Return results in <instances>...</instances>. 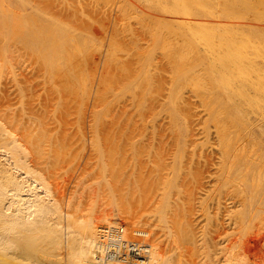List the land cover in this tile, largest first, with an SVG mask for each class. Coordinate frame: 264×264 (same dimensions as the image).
I'll return each instance as SVG.
<instances>
[{"label":"bare ground","instance_id":"1","mask_svg":"<svg viewBox=\"0 0 264 264\" xmlns=\"http://www.w3.org/2000/svg\"><path fill=\"white\" fill-rule=\"evenodd\" d=\"M35 1H37V0H35ZM35 1L33 0V2H32V0H0V66H5V68H7V71L5 70L6 72L4 73V75H6V73L7 74L10 73V75H9L10 80L4 79L5 82L0 81V95L2 97H5L6 100H9L8 96L11 97L13 95H15V96L18 95V97H20V98L24 97V96L28 97V94L30 92H33L34 91L33 89H35L38 85L41 84V82L39 81L40 84H38V85L34 84V85H36V86H34L35 88L33 87V84H32V87H30L31 83L29 80L33 79V77L31 76V79H30V77L28 78L27 75H29L28 73L34 72V70H32L31 72L29 71L27 73L26 67H28V65L27 66L25 65V62L26 61L30 62V60L34 61L33 63H35L37 65V67H36L37 69L34 68L35 67L34 65H33L32 69L34 68L36 71L38 70L39 73L41 71L42 72L44 71L45 75L48 74L50 77H52V76L55 77L58 75V78H59V75L61 77L65 76L67 82H69V83L70 82L72 83L75 80L74 85L77 84V88H75V89H77V92H78V84L81 86L80 90L82 88L84 90H86V84H87V77H85L86 73L83 74L84 73V69H83V73L81 72V74H79L80 70L76 65H77L78 61L84 60L83 56L86 55V51L91 47L90 46L91 44L95 45L96 41L90 39L89 37L88 38L85 37V35H83V33L81 32V31L85 32L84 29H86V30L88 29V26L86 25V23H84V21L89 23V21L85 20L89 17L85 18L84 16L81 15V17L85 18V19H83V18H81V19L84 20V21L83 20L82 21H83L84 25L87 26V28H86V26L82 27L83 25L81 26V24L78 23L79 26H81V28H82V29H79V27H76V24L71 23V21L74 20V17H77V15H78L77 14L78 11L75 12V9L77 10L78 7L81 8V6L89 4L90 6H92L94 13L92 10H88V8L92 9L89 6H87V10H85L84 9L85 7H83V12L88 13L90 11L91 14L93 13V15H95V22H98V21H101L100 19L102 18V16L99 13L103 14L105 12L104 10H106V9H108V10L110 9V13H112L111 11H113V9H115V7H116L117 8L116 11L119 13H122V15H123V13L133 15V18L136 20V22H141L142 25L144 24V26L147 27L146 30L151 28V30L153 32L154 31L153 29H155V31L153 32V34L155 35L154 36L155 39L152 38V40L153 39L155 40V43L158 46H160V49L168 52L167 55H169V56L171 55V57H169V58H171L173 61V62H171L172 63L171 69H172V73L174 75L173 79H175V81L174 80L173 81L176 82L172 88H169L170 93H171V98H172L171 100H169L170 102L172 101L171 105L173 104L175 106L176 102L183 100L182 97H184V96L186 97L187 92L185 93V91H184V93H185L184 96L181 97V90L183 89L182 86L184 84L188 85V88L191 86L190 90H192L194 92V95H197L196 93H200L203 95V93H206V92L207 93L211 92V94H212V91L215 90V92H216V89H217V90L221 91L222 93L226 94V96H228L230 101H232L235 104L236 111H231V109L227 105L222 103L221 97H220V99H218V97H216V94L211 95L208 98V101H206L207 106H204V104H203L204 101L202 102L203 96H201L200 94H198L197 96H199L198 99L202 98L201 103L204 106V108H202V110L203 109L205 110V107H208L206 110H208L209 112L203 111V113L204 114L209 113L207 115H210L212 117V119H214L217 122L218 126L222 130H225V135H226V133L228 135L227 124L230 122L231 124L234 123L236 125L237 123H235L234 121H251L250 125L247 127L248 128L247 131L253 132L252 131L253 129H259L262 131V132L260 131L261 134L262 133L264 134V122H263L264 121V102L261 99L251 95V93L249 91V88H252L254 86H256L257 90L259 88H261L264 91V88H263L264 82H261L264 80L263 79L264 67L260 66V64H261L260 62L264 61V24H263L264 23V15H263L264 12L261 11L262 8L264 10V2H262L260 0H88V3H87V1H85V0H77L78 4H80L81 6L77 4L78 5V7H77L76 4L74 3L75 7H77V8H75L69 4L71 2L70 0H69L70 2L68 0H63L65 2V3L63 2L64 6H66V5L67 6L65 9L66 11H64V12H61L63 10L61 8L62 9L60 11L61 16H63V14L65 12H67V9L69 10L67 12L68 14L65 13L66 15H68L66 17V19H63V17L60 18V12L57 13L58 10H56L55 14H52V12H51L52 10L51 11H50V9L48 10L47 6L45 7L44 5H42L43 4L42 2L40 4V3H34ZM38 2H40V0H38ZM47 2H45V3H47ZM138 2L141 3L142 6H141V4H138ZM53 6H55V4ZM142 7H145L146 9L147 8L148 9L146 10L144 8L145 9L144 10V9H142ZM57 8H58V5H57ZM78 10H80V9H78ZM139 10H141L143 13L146 14V15L145 14L142 15V13H141L142 19H139L137 17V16H139L138 13H140ZM86 11H88V12H86ZM90 12H89V14H90ZM147 13L149 16L147 15ZM97 14H99L101 16V18L99 16H97ZM107 14H109V12H107ZM113 14H115V13H113ZM107 16H103V17H107ZM143 16H147V18L143 19L144 18ZM108 17H107V24H108L109 20H110L109 22H112L113 20H114V23L119 22L118 16H116V18L118 19L117 21L115 19H113L115 17H112V19L108 18ZM125 17H127V16H125ZM93 19H94V17H93ZM77 20H80V19L77 18ZM77 20H76V22H77ZM257 21H259L260 24H258L259 22H257ZM76 22H74V23H76ZM104 22L106 23L105 20H104ZM119 23L115 24V26L117 25L116 26L117 29L115 27H113L114 30H118V26H120ZM141 23L139 25H141ZM93 24H95V23H93ZM101 24H100L99 28H101V26H102ZM122 24H124V23H122ZM139 25H138V29H139V27H141ZM156 25H157V27H156ZM109 26L110 25H108L107 27H109ZM144 26H142V27H144ZM154 26L156 28H154ZM90 27H91V25L89 26V28ZM107 27L105 26V29H108ZM145 27H144V29H145ZM92 28H93V26H92ZM92 28H91V31H92ZM123 28H122V30H123ZM113 29H112V32H113ZM144 29L142 31L143 34L145 31ZM156 29L158 30V32H156ZM89 30H88V32H89ZM99 30L101 31V29H99ZM108 30L106 32L110 33V31H108ZM141 30H142V28H141ZM91 31L89 32V34H91ZM102 31H105V30L103 29ZM101 32L99 33V35L100 34L103 35V32L102 33ZM114 32H116L115 35L117 37L118 36L117 31H114ZM132 32H134L133 29L131 30V33ZM152 32H151V34H152ZM92 33H94V32L92 31ZM97 33H98V31H97ZM125 33L127 35V32H125ZM137 33H138V31H136V34L132 33L131 36L133 37V36L137 35ZM104 34H105V32H104ZM112 34L113 33H111V35ZM145 34L147 35L148 33H145ZM149 34H150V32H149ZM106 35H108V33ZM119 35L123 36L122 33ZM126 35H125V37L127 38ZM144 36H143V38H144ZM129 37H130V35H129ZM140 37H141V35H140ZM148 37H150V36H148ZM148 37H145V38L147 39ZM99 38H101V36ZM111 38H114V37H110V39ZM108 39H109V35H108ZM128 39H126V41ZM130 39H131V37H130ZM130 39H129V41L131 42V40H132V42H133V39H135V38L133 37V39H131V40ZM139 39H142V38H139ZM146 39L144 41L142 40V42H144V44H146V41H147V43H149V42L151 43V41L148 42V40H146ZM123 40H124V38H123ZM123 40H120L119 44L122 43L121 41H123ZM154 40L152 41V43H154ZM101 41H102V39H101ZM101 41H100V43H101ZM118 41H119V39H118ZM135 41H136V39H135ZM124 42H125V40H124ZM123 45H126V44L123 43ZM130 45H128V46L131 48L132 46H130ZM97 46H99V45H97ZM100 46L102 47V43ZM152 46L154 47L153 44H152ZM158 46H156V47H158ZM111 47H109V48H111ZM137 47L139 48L140 46H137ZM120 48L124 49L123 47H120ZM144 48H145V46H144ZM93 49H95V46ZM102 49H103V47H102ZM102 49H100V51H102ZM114 49H116V48H114ZM137 49H135V50H137ZM141 49H139L137 51H141ZM107 50H106L107 51L106 53H108L110 49H107ZM151 50H153V48ZM151 50H150V46H149V49L146 50V52L143 50L145 52L144 55H143V53H142V55H140L144 58L142 60V66L143 67L140 65L142 67V69L141 70L139 69V72L141 71V73L138 74V76H136L135 82H132V83H134L132 85V87L130 86L129 83L127 84V86H125L126 90L130 91L131 93L132 92L134 93L133 88L135 90L136 89L140 90L141 86L149 85L154 80V78H152V77H154L153 74L155 72L152 73L153 69L151 71V69H149V67L152 66V64H154V61H156V59H157L156 57H158L160 54L157 52L159 55L154 57L156 59L153 60L154 55L152 57L150 56V53H152ZM100 51H98V52H100ZM123 52L127 53L126 50H123ZM128 53L130 54L132 52H129V50H128ZM128 53L125 56H127V55L129 56ZM153 54H156V51ZM90 55L91 54H89V56ZM104 55H106V57L108 56L107 54H103V56ZM252 55H254V56H252ZM81 56L83 58L82 60L80 58ZM86 56H88V55H86ZM100 56L101 55H99V59H100ZM113 56L114 55L109 57V59H110L109 64L105 63V66L106 65H112L113 63L116 62V61L114 62V58H112ZM116 56H118V55H115V57ZM119 56H120V54H119ZM142 57H140V58L142 59ZM103 58H102V60H103ZM159 58H160V56H159ZM85 59H86V57H85ZM89 59H91V58L89 57ZM93 59H94V57H93ZM118 59H120V58H118ZM137 60H139V58H137ZM160 60L158 61L159 63H161V61H162V60L161 61ZM93 61L90 60V63L96 64V62L95 61L93 62ZM104 61L106 62L105 59H104ZM119 61L117 60V62H119ZM123 62H125V61H123ZM123 62L122 61L119 62L120 66ZM107 63H108V61H107ZM79 64L81 65L80 62H79ZM87 64H89V63L86 61V65ZM124 64L125 63H123V65ZM127 64H125L124 66L126 67ZM155 64H158V63L155 62ZM91 66L93 67V65H91ZM91 66H86L88 71H90ZM99 66H101V65H99ZM116 66L117 65H115V67ZM120 66H119L118 70L120 69ZM83 67L86 68L84 65H83ZM83 67H80V69ZM95 67H97L96 69L98 70V64H97V66L95 65ZM144 67H146V68H144ZM164 67H165V65L163 64V67L162 68L160 67V69H163V71H164L165 70ZM166 67H167V65H166ZM106 68H107V66H106ZM113 68H114L113 66H108V69H106L107 70L105 72L106 78H105V82L103 84V85H105L104 88L106 89V91H108L109 96L112 97V100L115 99L113 94H116L118 92V88H117L118 86L116 87L115 86L116 84L115 85L113 84V81H112L113 78H111V75H110L111 73H113L112 72ZM150 68H152V67H150ZM0 69H2V68L0 67ZM94 69L95 68L93 67V69H91V70L93 71ZM96 69H95V71H97ZM126 69H127V67H126ZM155 69H156V67H155ZM157 69H158L157 71L159 72V67ZM92 71H90V72H92ZM95 71H93V73H90V72L88 73V74H91L89 76L90 79H91L92 74H95ZM115 71H114V73H115V75H117V72H119V71H117V70H115ZM37 72L34 75H38ZM124 72H125V69H124ZM99 73H100V71H99ZM31 74H33V73H31ZM101 74H103V72ZM124 74H126V73H124ZM160 74H162V73H160ZM164 74H166V73H163V76H164ZM245 74H256V75L260 74V75H258V77H261L262 75L263 76H262L261 80L259 78H258L259 80L256 78H253V80H252V79L245 78L244 77ZM95 75L93 76L94 78H95ZM0 76H2L1 71H0ZM130 76H131V73H130ZM167 76L165 79L166 81H168ZM70 77H71V80H70ZM121 78H122V76H121ZM160 78L163 79V78H165V76L163 78L159 77V79ZM2 79L3 78H1V80ZM54 79H53V82H54ZM63 79H65V78H63ZM63 79H61V80H63ZM102 79L103 78H101L100 80H102ZM159 79H158V84L162 85L161 83H163V81H161V83H159V81L161 80V79L160 80ZM130 80L133 81L134 79L132 80V78H130ZM165 80H164V83L166 82ZM127 81L131 82V81H129V79ZM31 82L35 83L34 80ZM47 82H49V81H47ZM101 82L103 83V80ZM153 82H155V81H153ZM36 83H37V81H36ZM45 83H46V80H45ZM61 83H62V81H61ZM90 83H91V80H90ZM94 83H95V81H94ZM125 84H126V82H125ZM171 84H173V83H171ZM42 85H44V84H42ZM50 85L53 88V85L52 84H50ZM54 85L59 86L56 84V79H55ZM62 85H64V84H62ZM74 85H72V86H74ZM90 85L91 84H89V86ZM160 85H159V87H161ZM170 85L168 87H170ZM68 86L69 85L67 83V87ZM120 86L122 87L123 84ZM120 86H119V88H121ZM151 86H150V88H151ZM40 87H41V85H40ZM59 87H61V86H59ZM63 87H65V86H63ZM96 87L97 88L101 87V88H99L101 90L103 89L102 84L99 87L96 86V84H95V88ZM115 87L117 88V92H112L113 90L116 89ZM62 88H60L59 92H61ZM70 88H71L70 89V93H71L72 87H70ZM90 88L91 87L87 88V90H88L87 92H89ZM144 88L141 87V90L143 89L145 91ZM150 88L149 89L147 88V91L149 92V94L153 92L151 94L153 96L154 89L152 90V88L151 89ZM161 88H163V87H161ZM186 88L187 87H185V90H186ZM45 89L46 88H44V91H45ZM54 89H55V87H54ZM54 89H53V92H54ZM75 89H73V91H75ZM121 89L123 90L124 88H121ZM121 89H119L120 92H121ZM37 90H38V87H37V89H35L36 93H37ZM150 90H152V91H150ZM35 92H33L31 95H34ZM55 92L57 93L56 90H55ZM91 92H93V90ZM95 92H96V90H95ZM98 92H101V91H98ZM130 92H126V93L129 94ZM164 92L168 93V91H166V88L164 89ZM45 93H47V90L45 91ZM83 93L85 94V92H83ZM126 93H124V94H126ZM140 93H141V95L144 94V92L138 91V93H137V91H136V93L134 94V97H136L137 95H140ZM38 94H40V92ZM128 94H126V95H128ZM149 94H147V98H146L147 101L145 100L146 102L149 101L148 100ZM189 94H190V92H189ZM50 95H52V94H50ZM60 95L63 96V93H61ZM66 95H68V94H66ZM38 96L36 97L35 100L41 99V98L39 99ZM81 96H82V94H81ZM152 96H151V98H152ZM158 96H160V95H158ZM161 96H163V94H161ZM212 96H213V98H212ZM31 97H33V96H31ZM88 97H89V95H88ZM88 97L86 99H88ZM121 97H123V95ZM168 97L170 98V96H168ZM189 97H190V95H189ZM15 98H13V101H15L14 100ZM20 98L18 100H21ZM26 98L24 99L25 101L31 100V99L26 100ZM99 98H100V96H99ZM123 98H125V97H123ZM128 98L129 97H126V99H128ZM158 98H155V100H157ZM163 98H167V97L164 96ZM187 98H186V100H187ZM192 98H189V100L190 99L192 100ZM216 98H217V100H216ZM137 99L139 100L140 96H138ZM198 99H197V101H198ZM10 100H12V99H10ZM60 100H61V98H60ZM120 100H122V99L120 98ZM165 100H167V99H165ZM215 100L219 101L220 103L214 102ZM44 101H41V102H44ZM134 101H135V98H134ZM157 101H159V100H157ZM160 101H161V99H160ZM184 101H185V98H184L183 102ZM46 102H48V101H46ZM89 102H90V100H89ZM115 102H117L116 99H115ZM122 102H123V100H122ZM122 102L119 101V106L121 105L120 107H122V104H123ZM127 102L130 103L129 100L128 101L126 100V105H127ZM139 102H141V101H139ZM152 102H150L151 105H152ZM162 102H163V99H162ZM7 103H8V101H7ZM23 103H25V102H23ZM36 103H34V104H36ZM124 103H125V101H124ZM134 103H136V102H134ZM145 103H144V105H145ZM158 103H161V102H158ZM184 103H186V101ZM25 104H24V106H25ZM60 104H62V103H60ZM68 104H67V106H68ZM30 105H31V102H30ZM42 105H43V103H42ZM44 105L42 107H44ZM89 105H90V103H89ZM179 105H182V104L179 103ZM113 106L117 107V103H116V106L115 105H113ZM135 106H136V104H135ZM139 106H138V108H139ZM176 106H178V104ZM6 107L7 108H5L4 112H3L4 109L3 110H2V108L0 109V110H2V112H0V261L2 260L1 261L2 263H3V261H5L4 263H7V264H25L24 260H23V259H25V257L22 256V253H24V255H25V253H27V254H30L31 252L33 253L34 250H32V249L38 248V245H40L39 243L41 242L43 244L42 246L44 247V249L42 248V250L48 256H44L45 254L43 255V253H42L43 257L41 260V259H39L40 258L39 256H41V253L40 254L37 253L39 256L38 255H35V256L38 257L39 261L38 260H37L38 262L35 261L36 263L33 261L32 264H57L55 262L54 257H53V249H52L53 245L54 246L60 245L61 250H62V248L65 249L64 253H66L68 261H67V263H65L63 261V264H186L184 261V258L181 255L175 253L177 255V258H176V255L174 256L173 254L170 253L171 251H173V249L171 250L170 247H171V243H173V245L175 246L177 240H179L181 238L188 240V239H186L188 236L191 239L192 243L193 242H199V243H201L200 246L203 248V250L205 249V251H204L205 253H203V254L206 255V259L203 260L204 262L202 264H264V246H263L262 250L261 249H260V251L255 250L256 252L254 251L253 253L250 251V249H246V248L234 250V247H233V249H231V247L230 248L228 247V241H230V239H231V238L229 239V233L231 232V231L229 232V230H231L233 224L240 222L239 224L242 225L243 222L246 220H249V221L255 220L258 222L263 221V223H264V198L254 199L252 197L249 198L248 196H247V198L244 197L247 194L244 186H243V188H241L242 186H240V188H237L239 191V194H241V193L244 194V196H243L244 198L241 200L235 201V199L233 197V192H234L233 191V188H234L233 185L235 184V183H233V177H235V174H233V176L231 174V171L233 169L230 168L231 165H230L229 161L231 159L229 160L230 156L228 153L231 152L230 148H231V146L234 145V144H232L234 141V138L232 140V143H230L231 146L228 149V152L221 155V156H217V155L214 156V155L208 154V153H207V155L205 154L206 156H204L203 154H204L205 148H203L204 149L203 154L199 153V151L201 149L199 151H198V149L200 148V146H203V142H202L203 139H201V141L197 140L199 138H197V139L194 138L195 140H192V139L186 140L185 139L184 141H181V140L177 141L176 140V142L174 143V146L171 147L172 150L170 149L171 153L167 152V154H166V151L169 150V149H166L167 145L162 148V149L165 148L166 151L164 150L165 153L160 155L161 156L160 159L158 157V159H157L158 160V164H157L158 166L156 165V167H155L156 169H155L150 164L149 165L152 168L150 166H148V167L144 166L146 164H144L142 166L141 162H139L140 164H139V166H137V163H135V161L133 160V157L136 154H138L137 153L138 150H141L140 151L141 153L143 150V149H138V150L136 149L138 147L137 142L130 143V145H131L130 152L127 149V145L124 147V149H121V144H122V146H124V144L117 141V134H116V132H117L116 126H118V124H119V119H117L118 121H114V115H113V113H111V111L109 113L108 110H105V112H107L106 115L111 117V118L108 117L109 120H111V121L106 120L107 116L104 119L106 121H94V120H92V121H79L80 124L87 122V124H89V126L91 128H93V127L97 128V129L99 128V129L103 130V132H99V131H101V130H99V131H97L98 134L96 136L89 139V137H86V133L84 132L85 129H83L84 131H82V132H84L85 134H83L84 136H82L81 138H80V135H77L79 138V139L76 138L78 140V143H77V141L74 140L76 135L74 136L73 139H71L70 135H72L73 132L71 134L68 133L69 129H71L70 125H72L71 124L72 121H63V120L60 121L61 120L60 118L63 116L56 114L57 116H59L58 117L59 119L56 118L59 121H49L50 118L47 121L45 118L50 113L46 116H43L48 112V111L45 112L44 110L46 108H44V110H42V109L41 110L44 112V114L42 116L44 117L45 121L40 120V119H39L40 121H34L33 119H32L33 121H29V120L28 121H21L20 116H22V118L24 119L25 118L24 115L26 114V111L28 109L27 110L25 109L26 111H24V109L23 110L20 109L21 115H19L18 113H17L18 114L17 115L15 111H14L15 112L14 113L12 110H10V108L8 106H6ZM114 107H112L113 110L115 109ZM145 107H143V108L146 110ZM181 107H183V106H181ZM33 108H34V106L30 107L29 110H31V109L32 110L29 113L32 114V111H33V115L36 114L35 116L38 117L37 113L35 112V110H33ZM37 108H39L38 109V112H39L40 107H37ZM62 108H64V107H62ZM99 108L97 105V109H99ZM179 108L180 107L178 106V108L176 107L175 109H179ZM249 108H254V109L258 110V113L259 112L261 113L260 117H258L256 115L257 118H251L249 116ZM6 109H8V110H6ZM13 109H14V107H13ZM97 109H94V110L97 111ZM124 109L122 108L121 112ZM136 109L133 108V110H136ZM152 109L154 110V108H152ZM184 109L181 108V111ZM117 110H119V109H117ZM202 110H201V112H202ZM36 111H37V109H36ZM125 111H126V109L124 110L123 114L125 113ZM181 111L179 109L178 112L180 113ZM187 111H188V109H187ZM18 112L20 113V111H18ZM56 112H61V111H58V109H57ZM142 112L141 111L135 112V115L137 114V116H138V113H142ZM167 112H169V110ZM191 112H189L190 116H191ZM29 113L27 112V114H29ZM39 113H41V112H39ZM96 113L97 112H94L95 115H96ZM132 113H133V111H132ZM15 114H16L17 118L18 117L20 118V119H18L20 121H17ZM70 114H71V112H70ZM123 114L121 116H123ZM131 114H129V115L131 116ZM146 114H144V115H146ZM148 114H150V113L148 112ZM186 114H188V113L186 112ZM186 114H184V115H186ZM38 115H40V114H38ZM129 115L125 114V116H129ZM139 115L142 116V114H139ZM144 115L142 117L140 116L141 121L144 120V119H142V118H145ZM165 115H166L165 116V119H166V117L169 115H167V114H165ZM170 115L174 121H178L179 115L177 116L175 111L174 112L171 111ZM57 116H55V117H57ZM117 116H118V113H117ZM130 116H129V118H130ZM137 116L135 117L136 118L135 121L137 120V118L139 119V117H137ZM156 116L158 117V115H156ZM163 116H164V114H163ZM163 116H161V117H163ZM204 116H206V115H204ZM198 117H200V114ZM201 117H203V116L201 115ZM208 117H206V120ZM40 118H41V116H40ZM119 118L121 119V117H119ZM190 118H193V117H190ZM196 118L197 117H195L193 119L196 120ZM92 119H94V118H92ZM123 119H122V121H123ZM183 119H185V117H183ZM187 119H189V118H187ZM132 120H134L133 117H132ZM163 120H160V121H163ZM166 120L171 121L168 119H166ZM214 120H212L210 124H214V122H213ZM145 121H147V119H145ZM158 121H159V119H158ZM188 121H191V120H188ZM188 121H186V123H189ZM199 121H201V120H199ZM202 121H203V119H202ZM74 122H76V121H73V123ZM186 123H185V127H186ZM196 123H198V122H196ZM205 124H207V123L205 122ZM235 125L233 126L234 128H235ZM85 126L86 125H84V127L81 126L80 127L81 130H82V128H86ZM211 127H213V126H211ZM219 127H217V129H215V130H218ZM229 127H231V125ZM233 127H232L233 130H231L232 133L235 130ZM241 127H243V126H241ZM106 129H108V130H106ZM137 129L139 130L140 128H137ZM190 129H191V127H190ZM229 129H231V128H229ZM229 129H228V131H230ZM237 130H238V128H237ZM88 131L90 132L91 129H89ZM105 131H107V132H105ZM104 132L106 133L105 135H104ZM193 132H195V131H193ZM221 132L218 131L219 135L221 134ZM94 133L91 132V134H93V135H94ZM139 133H141V132H138L136 134H139ZM147 134H149V133H147ZM190 134H192V133H190ZM230 134L231 133H229V135ZM247 134H249V133H247ZM234 135L235 134H232L233 137H234ZM193 136H194V134H193ZM232 136H230V137H232ZM90 137H91V135H90ZM155 137H156V135H155ZM190 137H192V136L190 135ZM248 137H249V135H248ZM219 139L222 140L221 137ZM226 139H227V136H226ZM142 140H144V142H146L144 137ZM155 140H157V139H155ZM148 141H150V140L148 139ZM169 141H172V140H169ZM140 142H141V140H140ZM164 142H165L164 144H166V141H164ZM222 142H224V141H222ZM222 142L220 143L221 145H222ZM230 142H231V140H230ZM251 142H253V145H254V140ZM257 142H258V140H257ZM119 143H121V144H119ZM225 143H226V145L223 143L225 146L222 145L220 147V149L223 147L226 148V146H229L227 144L228 143L227 141H225ZM147 144L145 146H149V147L151 145H153L152 147H155V146L159 147V145L163 146L162 141H160L159 145H158V141H154V143L149 142V145H147ZM215 144L216 143H214V145ZM256 144L257 143H255V146H256ZM206 145H208V144H206ZM206 145H204V147ZM211 145H212V143H211ZM250 145H252V143ZM76 146L79 148L80 147H82V148H80V150H76L75 149ZM86 146H87V150L85 151ZM236 146H237V144H236ZM236 146H235V148H236ZM142 147H144V145ZM209 147H211V146H209ZM155 148H154V150H152L150 147V149H148V151L146 149V151H145L146 153L143 152V156L146 158L150 157L149 160L150 159L153 160L152 161L153 163L155 160L153 154H156L158 152L157 150H162L161 147H159L158 149L156 148L157 150ZM207 148H208V146H207ZM208 149H210V148H208ZM217 149L219 150V148H217ZM242 149H240V150L243 151ZM221 152H223V151H221ZM238 152H240V151H238ZM251 153H253V152H251ZM230 154L232 155V153H230ZM201 156H202V159H200ZM237 156H239V155H237ZM243 156L245 157V155H243ZM253 156H255V153ZM81 158L83 159L82 162H80ZM204 158H206V160H207V161H205V163L207 162L208 164H205L206 168L202 169V165L198 166L197 163H198L199 159H200V161L201 160L204 161ZM255 158H257V156ZM136 159H137V157H136ZM142 159L147 161V159H144V158H142ZM258 159L261 160V157L259 158V156H258ZM263 159H264V157H263ZM137 160H141V158H138ZM157 160H155V161L157 162ZM235 161H237V160L235 159ZM235 161L233 162V164H235ZM241 161H243L246 164V167L250 166V163L253 162V161H251V159L250 160L242 159ZM142 162H145V161H142ZM156 162H155V164H156ZM243 162H241V163L243 164ZM215 163H217L218 166L220 164V166L218 168L217 167L215 168L214 166H216V165H213ZM255 163H257V161ZM211 165H213V166H211ZM70 167H72V168L75 167L77 169V173L80 172L79 169H81V168L82 169H86V168L90 169L91 168V172L92 173L94 172V174H96V172H98L97 174L98 175L100 174L101 180L99 178L100 181H96V182L99 183L102 181L103 183H105L103 185L104 186L106 185L107 186L106 189L107 190L109 189V191H112V190H113V192H115V190L117 191L118 188L117 189L114 188V187H118V186H115V181H117L116 185L118 183L117 179H120L119 182H121V180H123V179L129 180V183L131 182L129 185V188H132L131 184L133 185L134 182L135 183L137 182V185L142 186V183L138 184V182L146 181L147 178L152 180L153 177L155 178V179H153V181H155L156 189L154 188V185L151 184L153 187H149L151 192L149 191L147 197L145 198L143 196L144 197L143 198L141 196V197H139V199H137V200H139L138 206L141 207L140 214L138 213V211L135 212L133 210L134 208L132 209V206H130L131 208H129V205L127 207L129 209H127V210H126V208H121V206H119V205H118V207H120V208L113 209V210H117L118 213L126 215V225H124V224L114 225V220H116V214L113 210L110 211L107 209L98 210V211H100L99 214L96 210L92 209L91 212L95 211V213L90 212L92 216H89L90 214H88L89 217L86 216V218H85V217H81L80 215L79 216L76 215V216H78V219H75L76 216L73 214L75 216L74 217L72 215V212H71V210L73 211L72 202L75 203L74 202L75 199H74V201L72 200V197L74 196V193H75V191L72 190L73 185H71L73 180H71L70 177H69L70 179L69 178L67 179L65 177V176H67V174H68L67 172H69ZM75 168L72 170H75ZM239 168L241 169V167H239ZM239 168H238V172H239ZM262 168L263 167H261V171H262ZM89 169H87V170H89ZM244 169H246V168L243 167L242 170H244ZM87 170H84V171H86V173H88ZM257 170H259V169H257ZM249 171H251V170H249ZM72 172H69V173L71 174ZM235 172H237V171L235 170ZM238 172H237V174H238ZM247 172H248V170H247ZM247 172H244V174L245 173L247 174ZM262 172H264V171H262ZM77 173H76V175H77ZM81 173H82V171H81ZM256 174H257V172H256ZM252 175H254V174L252 173ZM74 176H75V172H74ZM79 176H80V178L78 177L79 180H82L81 179L82 175L79 174ZM150 177H152V178H150ZM59 178H60V181H61V178H62V180H65V181L70 180V181L69 182L66 181L68 183L65 182L64 185H60L61 182L59 181ZM94 178H96V177H94ZM239 178H241V177H239ZM90 180H88V181H90ZM244 180H246V179L243 178L242 182H244ZM75 182L77 184L79 183L82 185V183H80V182H77V181H75ZM85 182L83 181V183H85ZM187 182H190L191 186L189 189V197L185 198V200H184V198H182V196H184V193L186 191L185 190V187H186L185 184ZM242 182H241V184H242ZM92 183L94 184L95 182L92 181ZM256 183H257V181H256ZM143 184H144V182H143ZM83 185H85V184H83ZM148 185L146 186L147 188H148ZM259 185H260V183L257 185V187ZM139 186L135 187V189L139 190L140 189ZM76 187H78V185ZM133 188H134V185H133ZM135 189H131V190L135 191ZM241 189H243V190L241 191ZM257 189H256V191H257ZM100 190H101V188H100ZM138 190H137V193H138ZM141 190L142 189H140V191ZM106 191H103V192L101 191V192L104 194L106 193L105 195H107ZM256 191L254 190V195H255ZM113 192H112V194H113L112 199H114L118 194L117 193L115 196ZM249 193H250V191H249ZM112 194H111V196H112ZM251 194H252V192H251ZM129 195H131V194H129ZM138 195H139V193H138ZM77 197L78 196L76 195V199L78 201ZM135 197H136V195H135ZM118 198H119V196H117V198H116L117 201H118ZM133 198L134 197H132L131 199H133ZM129 199H130V196H129L128 200L125 198V201L126 200L129 201ZM233 199H234V201H233ZM140 200H141V204H140ZM113 201L115 202V199ZM80 202H81V200H80ZM80 202H78L79 207H80ZM78 203H77V205H78ZM129 204H130V202H129ZM75 206H76V204H75ZM79 207H78V211L81 212V209H79ZM74 211H76L75 207H74ZM96 212H97V214H96ZM241 221H242V223H241ZM76 222H77V224H76ZM247 223H249V222H247ZM259 225H261V224H259ZM263 225H261V226H263ZM235 226H237V225H235ZM250 226H252V225H250ZM257 227L258 226H256V228ZM208 230H210V232H212V231L214 232V235H212V237H210V241L208 239H205V234ZM129 233H132L133 237H129ZM208 235H210V234H208ZM235 237H236V235H235ZM231 242H229V243H231ZM261 242H262V244H260V245L262 246L264 243L262 240H261ZM250 243H251V241H250ZM221 244H223L222 245L223 247L222 246L218 247ZM44 245L45 246L47 245V247H45ZM231 245H232V243H231ZM174 246H172V247H174ZM168 247H169V249H168ZM210 247L213 248V249H211V251L209 250ZM12 248H14V250H17V251H14L12 254V255H15V258H10L9 256L3 254L4 253L3 250H6V249L12 250ZM130 248L131 249L132 248L137 249L140 252H142V256H140L141 258H135V259L132 258L128 253V250ZM178 248L179 247H177V249ZM198 248H200V247H198ZM202 248H200V249L202 250ZM11 252L12 251H10V252L8 251V253H11ZM61 252L63 253V251H61ZM175 252H178V251H175ZM182 252L184 253V251H182ZM183 253H180V254H183ZM118 254H120V255L117 256ZM183 255H185V254H183ZM179 256L182 257V260L180 259ZM28 257H30V256H28ZM198 258H200V257H198ZM62 259L64 260L66 258H64V256H62ZM200 260H202V256H201ZM30 262H31V260H30Z\"/></svg>","mask_w":264,"mask_h":264},{"label":"rangeland","instance_id":"2","mask_svg":"<svg viewBox=\"0 0 264 264\" xmlns=\"http://www.w3.org/2000/svg\"><path fill=\"white\" fill-rule=\"evenodd\" d=\"M35 1V0H34ZM48 1V2H47ZM58 1V2H57ZM69 1V0H68ZM71 1V2H70ZM69 2V4L71 5V6H73V7H75V4H76V6L78 7V5H80V4H78V2H77V0H70ZM85 1H87V3H88V0H85ZM260 1H262V2H264L263 0H260ZM32 2H33V0H32ZM41 2L43 3L42 5H44L45 7L47 6V8H48V10L50 9V11L52 12V14H55L56 13V10H58L57 11V13L58 12H60L62 9V11L61 12H64V11H66L65 9H66V6H64V4H63V0H40V2H38V0L37 1H35L34 3H40L41 4ZM45 2H47V3H45ZM53 2V3H52ZM56 2V3H55ZM65 3V2H64ZM75 3V4H74ZM46 4V5H45ZM50 4V5H49ZM55 4V6H53ZM74 4V5H73ZM78 4V5H77ZM138 4H141V3H139L138 2ZM49 5V6H48ZM57 5H58V8H57ZM62 6V7H61ZM81 6V5H80ZM87 6H89V7H91L92 8V6H90L89 4H87V5H83V6H81V8L80 7H75V8H77V10L75 9V12H77V17H74V20H72L71 21V23L72 24H76V27H79V29H82L81 28V26L82 27H84V26H88V29L86 30V29H84L85 30V32H83V31H81L82 33H83V35H85V37H89L90 39H92V40H94V41H96V44L94 45V44H91L90 46V48L86 51V55H88V56H86V55H84L83 57H84V60L83 61H78L77 62V67L79 68V74H81V72L83 73V69H84V73L83 74H85L86 73V76L85 77H87V84H86V90H84L83 88L80 90V85L78 84V92H77V89H75V88H77V84L76 85H74V83H75V80L71 83H69V82H67V80H66V77L65 76H63V77H61L60 75H59V78H58V75L57 76H52V77H50L48 74L47 75H45L44 73V71L42 72H40L39 73V71L37 72L35 69H37L36 67H37V65L35 64V63H33L34 61H32V60H30V62L29 61H26L25 62V65L27 66L28 65V67H26L27 69H26V72L28 73L29 71L31 72L32 70H34V72H31V73H33V74H31V73H28L29 75H27V77L29 78L30 77V79H31V76L33 77V79H31V80H29L30 81V83H31V86L30 87H32V84H33V87L34 86H36V85H38V84H40V82H41V87H40V85H38L37 87H38V90H37V93L35 92V89H37V87L35 88V89H33L34 91L33 92H35L34 93V95H31L33 92H30L29 94H28V97L27 96H24V97H18V95H13V96H8L9 97V100H6L5 99V97H2L1 95H0V109L2 108V110H3V112L5 111V108H7L6 106H8L9 108H10V110H12L13 112L15 111L16 112V114L18 113L19 115H21V110H23L24 109V111H26L27 109L29 110L30 109V107H33L34 106V108H33V110H35V112L37 113V116L38 117H36L35 115H33V111H32V114H30L29 112H31V110H27L26 111V114L24 115L25 116V118L23 119L22 118V116H20L21 117V119L18 117H16V114H15V117H16V119H17V121H40V120H44V117L43 116H46V115H48L49 113V115L48 116H46V120L48 121L49 120V118H50V120L49 121H59L58 119V117L59 116H57V115H60V116H63V117H61L60 119V121H72V125H70V127H71V129H69V131H68V133L69 134H71L72 132V135H70L71 136V139H73L74 138V136H75V141H77V143H78V140L77 139H79L78 138V136L77 135H80V138L82 137V136H84L83 134H85L86 133V137H89V139H91V138H93L94 136H96L97 134H98V132L97 131H99V130H101V129H97V128H95V127H93V128H91L90 126H89V124H87V122L86 123H79V121H92V120H94V121H106V120H108V121H111V120H109V118L108 117H110V116H107L106 115V113L107 112H105V110H108V112L110 113V111H111V113H113V115H114V121H118L117 119H119V124H118V126H116L117 128V132H116V134H117V141H119V142H121V143H123L124 144V146H122V144L121 143H119V144H121V149H124V147L127 145V149H128V151L130 152V149H131V145H130V143H134V142H137V150L138 149H143L142 150V153L140 152L141 150H138L137 151V153L138 154H136L134 157H133V160L135 161V163H137V166H139V162H141V165L143 166L144 164H146V165H144V166H146V167H148V166H152V167H156V165L158 164V157H159V159H160V155H162L163 153H165V151H166V149H169L168 151H166V154H167V152H169V153H171V150H172V146H174V143L176 142V140L177 141H179V140H181V141H184L185 139L187 140H195V139H197V138H199V139H197V140H200L201 141V139H203L202 140V142H203V146H200V148L198 149V151H199V153H201V154H203V151H204V149L203 148H205V151H204V156H206L207 155V153L208 154H212V155H217V156H221V155H223V154H225V153H227L228 152V149L230 148V146H231V144L230 143H232V140H233V138H234V141H233V143L232 144H234L233 146H231V152H229L228 154H229V156H230V158H229V162H230V168H232L233 170L231 171V174H232V176H233V174H235V177H233V183H235L234 185H233V197H234V199H235V201L236 200H241V199H243L244 197H246L247 198V196L250 198V197H252V198H254V199H260V198H264V172H262V171H264V159H263V157H264V134L262 133L261 134V130H259V129H253L252 131L253 132H249V131H247V127L250 125V123H251V121H234L235 123H237L236 125L234 124V123H228L227 124V128L229 129V128H231V129H229L230 131H228V129H227V132H228V135H229V133H231L229 136L227 135V133H226V135H225V130H222L219 126H218V124H217V122L214 120V119H212V117L210 116V115H207V114H209V113H203V111H207V112H209L208 110H206L208 107H205V110L203 109L202 110V108H204V106H207L206 105V101H208V98L211 96V95H215L216 94V97H218V99H220V97H221V101H222V103H224L225 105H227L230 109H231V111H236V108H235V104L232 102V101H230V99L228 98V96H226V94H224V93H222L221 91H219V90H217L216 89V92H215V90L214 91H212V94H211V92H209V93H203V95L202 94H200V93H196L197 95L198 94H200L201 96H203V100H202V98L201 99H198V97L199 96H197V95H194V92L192 91V90H190L191 89V86L188 88V85H183L182 86V90H181V97L182 96H184V94L186 93V97L184 96V97H182V99L184 100V98H185V101H186V103H184L183 102V100H181V101H179V102H176L175 104L177 105L178 104V106L180 107L179 109H180V111H181V108L182 109H184V110H182L180 113L178 112L179 111V109H175L176 107L178 108V106H174L173 104L171 105V103H172V101L170 102L169 100H171L172 98H171V93H170V89L169 88H172L173 87V85L176 83V82H174L175 81V79H173V77H174V75H173V73H172V69H171V65H172V63L171 62H173L172 61V59L171 58H169V57H171V55L169 56V55H167L168 54V52H166V51H163L162 49H160V46H158L156 43H155V38H154V34H153V32L155 31V29H153L154 31L152 32V30H151V28H149L148 30H146L147 29V27H145L144 26V24L142 25V23L141 22H136V20L133 18V15H129V14H124L123 13V15H122V13H119V12H117L116 11V7H115V9H113V11H111L112 13H110V9L108 10V9H106V10H104L105 12L103 13V14H101V13H99L101 16H102V18H101V16L99 15V14H97V16H99L101 19V21H98V22H95V15H93V13H94V10H93V8L92 9H90V8H88V10H92L93 11V13L91 14V12H90V14H89V12L88 11H86V12H88V13H85V12H83V7H85L84 9L85 10H87ZM141 6H142V4H141ZM62 8V9H61ZM70 8V7H69ZM145 7H142V9H144ZM60 9V10H59ZM78 9H82L81 11L80 10H78ZM146 9V8H145ZM144 9V10H145ZM148 9V8H147ZM146 9V10H147ZM84 10V11H85ZM151 10V9H150ZM69 10L67 9V12H68ZM115 11V12H114ZM140 11V13H138L139 14V16H137L139 19H142V16H141V13H142V15H144L145 13H143L141 10H139ZM261 11L262 12H264V10H263V8L261 9ZM54 12V13H53ZM61 12H60V18H62L63 17V19H66V17L68 16V15H66L65 13H67V12H65L64 14H63V16H61ZM107 12H109V14H107ZM113 13H115V14H113ZM259 13V12H258ZM257 13V14H258ZM68 14V13H67ZM113 14V15H112ZM118 14V15H117ZM137 14V15H138ZM65 15V16H64ZM81 15L82 16H84L85 18H87V17H89V18H87V19H85V18H83V17H81ZM93 15V16H92ZM109 17H108V16ZM120 15V16H119ZM136 15V14H135ZM146 15V14H145ZM147 15H148V13H147ZM264 15V14H263ZM80 16V17H79ZM96 16V17H97ZM103 16H107L108 18H111L112 19V17H115V18H113V19H115L116 21L119 19V22H116L117 24L119 23V25L120 26H118V30H114L113 29V27H115L116 28V26H115V24L116 23H114V20L112 21V22H109L108 21V24H107V17H103ZM116 16H118V19L116 18ZM125 16H127V17H125ZM149 16V15H148ZM59 17V16H58ZM93 17H94V19H93ZM144 18L143 19H145V18H147V16H143ZM77 18L78 19H80V20H77ZM81 18H83V19H85L86 21H89V23L88 22H85L83 19H81ZM91 18V19H90ZM106 18V19H105ZM126 19V20H125ZM76 20H77V22H76ZM84 21V23H86V25H84V23H83V21ZM104 20L106 21V23L104 22ZM124 22H123V21ZM74 22H76V23H74ZM124 23V24H122V23ZM257 22H259V21H257ZM81 24V26H79V24ZM93 23H95V24H93ZM99 25H98V24ZM102 23V24H101ZM104 23V24H103ZM110 23V24H109ZM141 23V25H139ZM100 24L103 26H101V28H99V26H100ZM112 24V25H111ZM258 24H260V22L258 23ZM264 24V23H263ZM91 25V27L89 28V26ZM96 27H95V26ZM98 25V26H97ZM108 25H110L109 27H107ZM124 25V26H123ZM138 25L139 26H141V27H139V29H138ZM87 26H86V28H87ZM92 26H93V28H92ZM105 26L109 29H105ZM142 26H144L145 27V29H144V27H142ZM95 27V28H94ZM111 27V28H110ZM123 28V30H122V28ZM133 27V28H132ZM156 27H157V25H156ZM155 26H154V28H156ZM91 28H92V31L94 32V33H92V31H91ZM105 30V31H102L103 29ZM121 28V29H120ZM141 28H142V30H141ZM90 29V30H89ZM99 29H101V31L103 32V35L102 34H100L99 35V33L101 32ZM112 29H113V32H112ZM117 29V28H116ZM133 29V31L134 32H132V33H134V34H136V31H138V33H137V35H135V36H133L135 39H136V41H135V39H133V37L131 36L132 35V33H131V30ZM143 29L145 30L144 31V34L142 33V31H143ZM88 30H89V32L91 31V34H89V32H88ZM110 31V33L109 32H106V31ZM97 31H98V33H97ZM114 31H117V37H116V32H114ZM121 31V32H120ZM127 32V35H126V33L125 32ZM140 31V32H139ZM148 31V32H147ZM88 32V33H87ZM101 32V33H102ZM104 32H105V34H104ZM119 32V33H118ZM149 32H150V34H149ZM151 32H152V34H151ZM156 32H158V30L156 29ZM108 33V35H109V39H108V35H106ZM111 33H113L112 35H111ZM122 33V35L124 36H120L119 34H121ZM125 33V34H124ZM140 33V34H139ZM145 33H148L147 35L145 34ZM143 34V35H142ZM100 37L101 36V38H99L98 36ZM125 35L127 36V38L125 37ZM129 35H130V37H131V39H133V42H132V40L130 39V37H129ZM139 35V36H138ZM140 35H141V37H140ZM145 35V36H144ZM120 36V37H119ZM139 38H142V39H139ZM143 36H144V38H143ZM148 36H150V37H148ZM152 36V37H151ZM110 37H114V38H111L110 39ZM119 37V38H118ZM122 37V38H121ZM145 37H148L147 39L145 38ZM99 38V39H98ZM123 38H124V40H125V42H124V40H123ZM130 39L131 40V42L129 41V39L126 41V39ZM152 38H154L153 40H154V43H152ZM101 39H102V41H101ZM115 39V40H114ZM118 39H119V41H118ZM148 40V42L149 41H151V43L154 45V47L152 46V44L150 43H147V41H146V44H144V42H142V40L144 41V40ZM114 40V41H113ZM117 40V41H116ZM120 40H123V41H121L122 43H120L119 44V42H120ZM139 40V41H138ZM141 40V41H140ZM100 41H101V43H102V47H103V49H102V47L100 46L101 45V43H100ZM113 41V42H112ZM129 41V42H128ZM109 42V43H108ZM111 42V43H110ZM113 43V44H112ZM123 43L124 44H126V45H123ZM129 43V44H128ZM109 44V45H108ZM131 44V45H130ZM134 44V45H133ZM138 44V45H137ZM145 46V48H144V46ZM97 45H99V46H97ZM128 45H130V46H132L131 48L128 46ZM94 46H95V49H93L94 48ZM107 46V47H106ZM112 46V47H111ZM128 48H127V47ZM137 46H140L139 48L137 47ZM148 46V47H147ZM149 46H150V50L153 48V50H151L152 51V53H150V56L152 57L153 55V60L154 59H156V61H154V64H152V66H150V67H152V68H150L149 67V69H151V71H152V69H153V71H152V73H154L153 74V76L154 77H152V78H154V80L153 81H155V82H151V84H149V85H144V86H141V87H145L144 89H145V91L143 90H141V87H140V90H135L134 88H133V90H134V93L132 92H130V91H128V90H126V87L125 86H127V84L129 83L130 84V86L132 87V85L134 84V83H132V82H135V80H136V76H138V74H140L141 73V71L139 72V69L141 70L142 69V60L144 59L142 56H140V55H142V53H143V55H144V53L146 52V50H148L149 49ZM156 46H158V47H156ZM99 47V48H98ZM109 47H111V48H109ZM120 47H123L124 49H122V48H120ZM143 47V48H142ZM106 48V49H105ZM114 48H116V49H114ZM121 50H120V49ZM138 48V49H137ZM142 48V49H141ZM158 48V49H157ZM100 49H102V51H100ZM107 49H110L109 50V54L108 53H106L108 50ZM113 49V50H112ZM129 50V52H132V53H128V50ZM133 49V50H132ZM135 49H137V50H139V49H141V51H137V50H135ZM157 49V50H156ZM160 49V50H159ZM107 50V51H106ZM123 50H126L127 51V53L129 54V56L127 55V56H125L127 53L126 52H123ZM145 52H144V51ZM98 51H100V52H98ZM115 53H114V52ZM154 51V52H153ZM155 51H156V54H153V53H155ZM112 52V53H111ZM139 52V53H138ZM160 54H158V53ZM91 54L90 56H89V54ZM100 53V54H99ZM120 54V56H119V54ZM101 55L100 56V59H99V55ZM103 54H107L108 56V58L106 57V55H104L103 56ZM170 54V53H169ZM112 55H114L112 58H114V62L116 61L117 62V60L119 61V62H123V61H125V62H123V63H125V64H127L126 65V67H127V69H126V67L123 65V63L121 64V66H120V63L119 62H115V63H113L112 65H106L107 66V68H106V66H105V63L106 64H109V61H110V59H109V57L110 56H112ZM115 55H118V56H116L115 57ZM157 55H159L160 56V58H159V56L158 57H156ZM167 55V56H166ZM255 55V54H254ZM254 55H252V56H254ZM104 58H103V57ZM85 57H86V59H85ZM88 57V58H87ZM89 57L91 58V59H89ZM93 57H94V59H93ZM140 57H142V59L140 58ZM154 57H156V58H154ZM81 58V60L83 59L82 58V56L80 57ZM79 58V59H80ZM102 58H103V60H102ZM116 58V59H115ZM118 58H120V59H118ZM137 58H139V60H137ZM163 60H162V59ZM173 58V57H172ZM104 59L106 60V62L104 61ZM151 59V58H150ZM161 61V63H159L158 61L159 60ZM90 60L91 61H95L96 62V64H94V63H90ZM168 62H167V61ZM23 61V60H22ZM86 61L89 63V64H87L86 65ZM93 61V62H94ZM107 61H108V63H107ZM128 61V62H127ZM79 62L81 63V65L79 64ZM98 62V63H97ZM155 62L156 63H158V64H155ZM104 63V64H103ZM119 63V64H118ZM261 64H260V66H262V67H264V61L263 62H260ZM97 64H98V70L96 69L97 67H95V65L97 66ZM160 64V65H159ZM163 64L165 65V67H164V71H163V69H160V67L162 68L163 67ZM24 65V66H25ZM33 65L35 66L33 69H32V67H33ZM83 65L86 67V66H91V65H93V67L97 70V71H95V69L93 70V71H95V74H92V76H91V79H90V75L91 74H88L90 71H92L91 69H93V67L91 66L90 67V71H88V69H87V67L86 68H84L83 67ZM99 65H101V66H99ZM115 65H117L116 67H115ZM120 66V69L118 70V68H119V66ZM142 67H141V66ZM156 65V66H155ZM166 65H167V67H166ZM108 66H113L114 68L112 69V72L113 73H111L110 75H111V78H113L112 79V81H113V84L118 88V92H117V88L115 89V90H113L112 92H117L116 94H113L114 95V98L117 100V102H115V99L114 100H112V97H110L109 96V93H108V91H106V89L104 88V86L105 85H103L104 84V82H105V76H106V69H108ZM2 69H0V71H1V75L2 76H0V81L1 82H5V80L7 79H9V75H10V73L9 74H7L6 73V75H4V73L7 71V68H5V66H0ZM80 67H83V68H81L80 69ZM130 69H129V68ZM155 67H156V69H155ZM159 67V72L160 73H162V74H160L157 70V68ZM5 68V69H4ZM31 68V69H30ZM116 68V69H115ZM144 68H146V67H144ZM167 68V69H166ZM16 69V68H15ZM124 69H125V72H124ZM6 70V71H5ZM82 70V71H81ZM115 70H117V71H119V72H117V75H115V73H114V71ZM161 70V71H160ZM93 71L92 72H90V73H93ZM99 71H100V73H99ZM36 72H37V74L38 75H34V74H36ZM103 72V74H101ZM116 72V71H115ZM168 72V73H167ZM43 73V74H42ZM99 73V74H98ZM124 73H126V74H124ZM129 73V74H128ZM130 73H131V76H130ZM163 73H166V74H164V76H165V78H163L164 76H163ZM78 74V75H79ZM135 74V75H134ZM4 75V76H3ZM34 75V76H33ZM40 75V76H39ZM42 75V76H41ZM45 75V76H44ZM95 75V78L93 77ZM104 75V76H103ZM126 75V76H125ZM133 75V76H132ZM168 75V76H167ZM258 75H260V74H258ZM258 75H256V74H245L244 75V77L245 78H248V79H252L253 80V78H256V79H262V76L261 77H258ZM121 76H122V78H121ZM162 77L163 79H159V77ZM166 76H167V80L168 81H166L165 79H166ZM6 77V78H5ZM134 77V78H133ZM1 78H3L2 80H1ZM55 78L56 79V84L57 85H59V86H61V87H59V86H56V85H54V82H55V79H54V82H53V79ZM63 78H65V79H63ZM101 78H103L102 80H103V83L101 82L102 80H100ZM130 78H132V80L133 81H131L130 80ZM5 79V80H4ZM58 79V80H57ZM61 79H63V80H61ZM129 79V81H131V82H128L127 80ZM158 79L160 80L159 81V83H161V81H163V83H161L162 85H160V84H158ZM258 79V80H259ZM263 79H264V77H263ZM10 80V79H9ZM34 80V82L35 83H33V82H31V81H33ZM45 80H46V83H45ZM66 80V81H65ZM70 80H71V77H70ZM73 80V79H72ZM90 80H91V83H90ZM97 80V81H96ZM100 80V81H99ZM164 80L167 82H165L164 83ZM174 80V81H173ZM36 81H37V83H36ZM40 81V82H39ZM47 81H49V82H47ZM61 81H62V83H61ZM94 81H95V83H94ZM99 81V82H98ZM120 81V82H119ZM39 82V83H38ZM97 82V83H96ZM125 82H126V84H125ZM261 82H264V80L263 81H261ZM52 84L53 85V88H52V86L50 85V84ZM66 83V84H65ZM67 83H68V87H67ZM107 83V82H106ZM119 83V84H118ZM171 83H173V84H171ZM34 84H36V85H34ZM42 84H44V85H42ZM62 84H64V85H62ZM71 84V85H70ZM89 84H91L90 86H89ZM93 84V85H92ZM95 84H96V86H101V84H102V90L101 89H99V88H101V87H99V88H95ZM118 84V85H117ZM123 84V86L121 87L120 85H122ZM154 84V85H153ZM165 84V85H164ZM171 84V85H170ZM72 85H74V86H72ZM152 85V86H151ZM159 85L161 86V87H165L166 88V91H168V93L167 92H164V89L163 88H161V87H159ZM164 85V86H163ZM170 85V87H168ZM63 86H65V87H63ZM94 86V87H93ZM119 86L121 87V88H124L123 90L121 89V88H119ZM150 86H151V88H152V90L154 89V94H153V96L151 95L152 93H150L149 94V92L147 91V88L149 89L150 88ZM154 86V87H153ZM46 88L45 89V91L47 90V93H45V91H44V88ZM50 87V88H49ZM54 87H55V89H54ZM63 87V88H62ZM70 87H72V91H71V93H70ZM89 87H91L90 89H89V92H87L88 90H87V88H89ZM159 87V88H158ZM185 87H187L186 88V90H185ZM49 88V89H48ZM60 88H62L61 89V92H59V90H60ZM150 88V89H151ZM168 88V89H167ZM255 88V89H254ZM264 88V87H263ZM42 89V90H41ZM53 89H54V92H53ZM73 89H75V91H73ZM98 89V90H97ZM119 89H121V92H120V90ZM161 89V90H160ZM189 89V90H188ZM40 90V91H39ZM50 90V91H49ZM52 90V91H51ZM55 90L57 91V93L55 92ZM83 90V91H82ZM93 90V92H91ZM95 90H96V92H95ZM152 90H150V91H152ZM49 91V92H48ZM64 91V92H63ZM98 91H101V92H98ZM103 91V92H102ZM136 91H137V93H138V91L139 92H144V94H142L141 95V93H140V95H135L136 97H134V94L136 93ZM159 91V92H158ZM184 91H185V93H184ZM249 91H250V93H251V95H253V96H255V97H257V98H259V99H261L263 102H264V91L261 89V88H259L258 90L256 89V86H254V87H252V88H249ZM28 92V91H27ZM40 92V94H38ZM53 92V93H52ZM82 92V93H81ZM83 92H85V94L83 93ZM126 92H130L129 94L128 93H126ZM148 92V93H147ZM189 92H190V94H189ZM45 93V94H44ZM61 93H63V96L62 95H60ZM74 93V94H73ZM88 93V94H87ZM94 93V94H93ZM124 93H126V94H128V95H126V94H124ZM170 93V94H169ZM50 94H52V95H50ZM66 94H68V95H66ZM78 94V95H77ZM81 94H82V96H81ZM112 94V93H111ZM131 94V95H130ZM147 94H149L148 95V97H149V101L148 102H146L147 100H146V98H147ZM161 94H163V96H161ZM167 94V95H166ZM30 95V96H29ZM38 96V98L40 99V100H35L36 99V97ZM76 95V96H75ZM88 95H89V97H88ZM100 96V98H99V96ZM123 95V97H125V98H123V97H121ZM126 95V96H125ZM130 95V96H129ZM158 95H160V96H158ZM189 95H190V97H189ZM193 95V96H192ZM260 95V96H259ZM31 96H33V97H31ZM41 96V97H40ZM43 96V97H42ZM50 96V97H49ZM138 96H140V99L138 100L137 98H138ZM151 96H152V98H151ZM164 96H166L167 98H163ZM168 96H170V98L168 97ZM15 98L14 100L15 101H13V98ZM27 97V98H26ZM49 97V98H48ZM64 97V98H63ZM71 97V98H70ZM77 97V98H76ZM88 97V99H86ZM102 97V98H101ZM126 97H129L128 99H126ZM159 97V98H158ZM188 97V98H187ZM193 97V98H192ZM21 99V100H18V99ZM26 98V100L27 99H31V100H27V101H25L24 99ZM33 98V99H32ZM60 98H61V100H60ZM120 98L123 100V102H122V100H120ZM134 98H135V101H134ZM152 100H151V99ZM155 98H158L157 100H159V101H157V100H155ZM186 98H187V100H186ZM189 98H192V100L190 99L189 100ZM198 99V101H197V99ZM212 98H213V96H212ZM227 98V99H226ZM10 99H12V100H10ZM43 99V100H42ZM96 99V100H95ZM128 101H130V103L129 102H127V105H126V100ZM137 99V100H136ZM142 99V100H141ZM160 99H161V101H160ZM162 99H163V102H162ZM165 99H167V100H165ZM215 99V98H214ZM45 100V101H44ZM80 100V101H79ZM82 100V101H81ZM89 100H90V102H89ZM146 100V101H145ZM201 100H202V102H203V104H204V106H203V104L201 103ZM216 100H217V98H216ZM214 101V102H217V103H220L219 101ZM7 101H8V103H7ZM12 101V102H11ZM19 101V102H18ZM25 102V103H23V102ZM41 101H44V102H41ZM46 101H48V102H46ZM63 101V102H62ZM69 101V102H68ZM119 101L120 102H122L121 104H122V107H120L119 106ZM124 101H125V103H124ZM138 101V102H137ZM139 101H141V102H139ZM153 101V102H152ZM189 101V102H188ZM193 101V102H192ZM6 102V103H5ZM29 102V103H28ZM30 102H31V105H30ZM37 102V103H36ZM40 102V103H39ZM82 102V103H81ZM115 104H114V103ZM134 102H136V103H134ZM146 102V103H145ZM150 102H152V105H151V103ZM158 102H161V103H158ZM197 102V103H196ZM28 103V104H27ZM34 103H36V104H34ZM42 103H43V105H44V107H42L43 105H42ZM47 103V104H46ZM60 103H62V104H60ZM69 103V104H68ZM75 103V104H74ZM89 103H90V105H89ZM116 103H117V107H114L113 105H115L116 106ZM129 103V104H128ZM140 103V104H139ZM144 103H145V105H144ZM150 105H149V104ZM163 103V104H162ZM179 103L180 104H182V105H179ZM193 103V104H192ZM199 103V104H198ZM232 103V104H231ZM24 104H25V106H24ZM33 104V105H32ZM67 104H68V106H67ZM135 104H136V106H135ZM148 104V105H147ZM36 105V106H35ZM42 105V106H41ZM82 105V106H81ZM89 105V106H88ZM92 105V106H91ZM97 105H98V108L99 109H97ZM100 105V106H99ZM124 105V106H123ZM140 105V106H139ZM147 105V106H146ZM160 105V106H159ZM195 105V106H194ZM5 106V107H4ZM64 107V108H62V107ZM73 106V107H72ZM126 106V107H125ZM138 106H139V108H138ZM146 106V107H145ZM149 106V107H148ZM153 106V107H152ZM181 106H185L184 108L183 107H181ZM13 107H14V109H13ZM29 107V108H28ZM37 107H40V110H39V112H41V113H39L38 112V109L39 108H37ZM42 107V108H41ZM77 107V108H76ZM112 107H114L115 109L113 110V108ZM120 107V108H119ZM137 108L136 110H133V108ZM143 107H145L146 108V110L143 108ZM151 107V108H150ZM164 107V108H163ZM191 107V108H190ZM198 107V108H197ZM8 108V109H9ZM44 108H46L45 110H44ZM61 110H60V109ZM126 109V111H125V113L123 114V112H124V110L121 112V109ZM132 108V109H131ZM151 110H150V109ZM152 108H154V110L152 109ZM8 109H6V110H8ZM19 109V110H18ZM21 109V110H20ZM26 109V110H25ZM36 109H37V111H36ZM44 110L45 112H47L45 115H43L44 114V112L42 111V110ZM57 109H58V111H61V112H56L57 111ZM94 109H97V111H95ZM117 109H119V110H117ZM131 109V110H130ZM151 111H149V110ZM187 109H188V111L189 112H191V116H190V113L187 111ZM192 109V110H191ZM194 109V110H193ZM200 109V110H199ZM2 110H0V112H2ZM83 110V111H82ZM113 110V111H112ZM128 110V111H127ZM130 110V111H129ZM169 110V112L171 113V111L172 112H174L175 111V113L177 114V116L179 115V119H178V121H174L173 119H172V117H171V115H170V113L169 112H167ZM201 110H202V112H201ZM18 111H20V113L18 112ZM65 111V112H64ZM82 111V112H81ZM92 111V112H91ZM97 112L96 113V115L94 114V112ZM132 111H133V113H132ZM139 111H143L142 113H138V116H137V114L135 115V112H139ZM145 111V112H144ZM154 111V112H153ZM184 111V112H183ZM14 112V113H15ZM27 112L29 113V114H27ZM34 112V113H35ZM55 112V113H54ZM70 112H71V114H70ZM91 112V113H90ZM148 112L150 113V114H148ZM153 112V113H152ZM159 112V113H158ZM167 112V113H166ZM186 112L188 113V114H186ZM194 112V113H193ZM200 112V113H199ZM68 113V114H67ZM73 113V114H72ZM117 113H118V116H117ZM131 114V116L129 115V114ZM147 113V114H146ZM169 113V114H168ZM203 113V114H202ZM17 114V115H18ZM38 114H40V115H38ZM57 114V115H56ZM66 114V115H65ZM116 114V115H115ZM123 114V116H121ZM125 114H127V115H129L130 116V118H129V116H125ZM139 114H142V116L144 115V114H146V115H144V117L145 118H142V119H144V120H142L141 121V115H139ZM163 114H164V116H163ZM165 114H167V115H169V116H167L166 117V119H168V120H171V121H167L166 119H165ZM181 114V115H180ZM184 114H186V115H184ZM199 114H200V117H198L199 116ZM260 112L258 113V110H256V109H254V108H249V116L251 117V118H257L256 117V115L258 116V117H260ZM43 115V116H42ZM70 115V116H69ZM92 115V116H91ZM95 117H94V116ZM151 115V116H150ZM156 115H158V117L156 116ZM160 115V116H159ZM184 115V116H183ZM197 115V116H196ZM201 115L203 116V117H201ZM204 115H206V116H204ZM40 116H41V118H40ZM55 116H57V117H55ZM73 116V117H72ZM102 116V117H101ZM106 116H107V118H106ZM139 117V119L137 118V120L135 121V117ZM141 116V117H140ZM161 116H163V117H161ZM185 117V119H183V117ZM209 116V117H208ZM55 117V118H54ZM71 117V118H70ZM119 117H121V119L119 118ZM132 117H133V119L134 120H132ZM150 117V118H149ZM169 117V118H168ZM189 118V119H187V118ZM190 117H193V118H195V117H197L196 118V120H194L193 118H190ZM206 117H208L207 118V120H206ZM56 118H58V119H56ZM92 118H94V119H92ZM106 118V120H104ZM111 118V117H110ZM125 120H124V119ZM149 118V119H148ZM201 118V119H200ZM205 118V119H204ZM18 119H20V120H18ZM23 119V120H22ZM26 119V120H25ZM31 119V120H30ZM33 119V120H32ZM40 119V120H39ZM122 119H123V121H122ZM145 119H147V121H145ZM158 119H159V121L160 120H163V121H158ZM195 121H193V120ZM201 120V121H199V120ZM202 119H203V121H202ZM129 120V121H128ZM132 120V121H131ZM139 120V121H138ZM188 120H191V121H188ZM206 120V121H205ZM212 120H214L213 122H214V124H210L211 123V121ZM45 121V120H44ZM73 121H76V122H74L73 123ZM145 121V122H144ZM185 121V122H184ZM186 121H188L189 123H186ZM166 122V123H165ZM178 122V123H177ZM196 122H198V123H196ZM201 122V123H200ZM204 122V123H203ZM205 122L207 123V124H205ZM245 122V123H244ZM264 122V121H263ZM101 123V122H100ZM154 123V124H153ZM185 123H186V127H185ZM192 123V124H191ZM137 124V125H136ZM157 126H156V125ZM171 124V125H170ZM216 124V125H215ZM235 125V128L233 127L234 125ZM243 124V125H242ZM84 125H86L85 127L87 128H82V130H81V126H83L84 127ZM151 125V126H150ZM162 125V126H161ZM231 125V127H229ZM75 126V127H74ZM88 126V127H87ZM121 126V127H120ZM142 126V127H141ZM166 126V127H165ZM170 126V127H169ZM191 127V129H190V127ZM195 126V127H194ZM211 126H213V127H211ZM216 126V127H215ZM241 126H243V127H241ZM69 127V126H68ZM74 129H73V128ZM119 127V128H118ZM140 128L139 130L137 129V128ZM217 127H219L218 128V130H215V129H217ZM232 127L235 129L234 131H233V133H232V131L231 130H233L232 129ZM238 128V130H237V128ZM145 128V129H144ZM164 128V129H163ZM175 128V129H174ZM187 128V129H186ZM76 129V130H75ZM83 129H85V131L83 130ZM89 129H91V131L89 132L88 130ZM94 129V130H93ZM137 129V130H136ZM162 129V130H161ZM189 129V130H188ZM221 129V130H220ZM106 130H108V129H106ZM159 130V131H158ZM161 130V131H160ZM176 130V131H175ZM187 130V131H186ZM211 130V131H210ZM238 132H237V131ZM76 131V132H75ZM82 131H84V132H82ZM87 131V132H86ZM152 131V132H151ZM155 131V132H154ZM189 131V132H188ZM193 131H195V132H193ZM216 131V132H215ZM218 131L219 132H221V134L219 135V133H218ZM236 131V132H235ZM245 131V132H244ZM261 131V132H260ZM89 132V133H88ZM91 132H95L94 133V135L93 134H91ZM99 132H103V130H101V131H99ZM105 132H107V131H105ZM104 132V135L106 134ZM138 132H141V133H139V134H136V133H138ZM149 133V134H147V133ZM235 132V133H234ZM240 132V133H239ZM249 133V134H247V133ZM89 135H88V134ZM151 133V134H150ZM158 133V134H157ZM190 133H192V134H190ZM218 133V134H217ZM224 133V134H223ZM246 133V134H245ZM156 135V137H155V135ZM193 134H194V136H193ZM217 134V135H216ZM232 134H235L234 135V137L232 136ZM240 134V135H239ZM251 134V135H250ZM90 135H91V137H90ZM138 135V136H137ZM141 135V136H140ZM190 135L192 136V137H190ZM213 135V136H212ZM248 135H249V137H248ZM263 135V136H262ZM146 136V137H145ZM226 136H227V139H226ZM230 136H232V137H230ZM239 136V137H238ZM245 136V137H244ZM143 137H144V139H145V141L146 142H144V140H142L143 139ZM149 137V138H148ZM167 137V138H166ZM185 137V138H184ZM187 137V138H186ZM202 137V138H201ZM205 137V138H204ZM221 137V139L222 140H220L219 138ZM224 139H223V138ZM244 137V138H243ZM77 138V139H76ZM154 138V139H153ZM177 138V139H176ZM190 138V139H189ZM195 138V139H194ZM213 138V139H212ZM232 138V139H231ZM148 139L150 140V141H148ZM155 139H157V140H155ZM215 139V140H214ZM226 139V140H225ZM247 139V140H246ZM116 140V139H115ZM140 140H141V142H140ZM169 140H172V141H169ZM230 140H231V142H230ZM254 140V145H253V142H251V141H253ZM257 140H258V142H257ZM133 141V142H132ZM154 141H158V145H159V143H160V141H162V143H163V146H160L159 145V147H161V149L163 148V147H165L166 145V149L164 148V149H162V150H157L159 147L158 146H155V147H152L153 145H151L150 147H151V149L152 150H154V148L158 151L156 154H153L154 155V159L155 160H157V162L154 160V163L152 162L153 160H149V158L150 157H144L143 156V152L144 153H146L145 151H146V149H147V151H148V149H150V147L149 146H145L147 143V145H149V142H152V143H154ZM164 141H166V144H164L165 142ZM174 141V142H173ZM213 141V142H212ZM222 141H224V142H222ZM225 141H227L228 143V145L229 146H226V148L225 147H223V148H221L220 149V147L223 145V146H225L226 145V143H225ZM212 143V145H211V143ZM222 142V145L220 144ZM145 143V144H144ZM171 143V144H170ZM214 143H216L215 145H214ZM219 143V144H218ZM225 145H224V144ZM252 143V145L254 146H252V145H250ZM255 143H257L256 144V146H255ZM142 144V145H141ZM206 144H208V145H206ZM236 144H237V146H236ZM144 145V147H142ZM204 145H206L205 147H204ZM141 148H140V147ZM207 146H208V148H210V149H208L207 148ZM209 146H211V147H209ZM235 146H236V148H235ZM242 146V147H241ZM245 146V147H244ZM147 147V148H146ZM214 147V148H213ZM216 147V148H215ZM233 147V148H232ZM80 148H82V147H80ZM80 148L79 147H75V149L76 150H80ZM217 148H219V150L217 149ZM243 148V149H242ZM171 149V150H170ZM217 149V150H216ZM225 149V150H224ZM237 149V150H236ZM240 149H242L243 151H241ZM254 149V150H253ZM87 150V146H86V148H85V151ZM165 150V151H164ZM259 150V151H258ZM161 153H160V152ZM163 151V152H162ZM221 151H223V152H221ZM230 151V150H229ZM238 151H240V152H238ZM80 152V151H79ZM211 152V153H210ZM214 152V153H213ZM248 152V153H247ZM251 152H253V153H251ZM230 153H232V155L230 154ZM238 153V154H237ZM254 153H255V156H253L254 155ZM206 154V155H205ZM138 155V156H137ZM237 155H239V156H237ZM243 155H245V157L243 156ZM216 156V157H217ZM253 156V157H252ZM257 156V158H255ZM258 156H259V158L261 157V160L260 159H258ZM136 157H137V159L138 158H141V160H137L136 159ZM157 157V158H156ZM240 157V158H239ZM252 157V158H251ZM142 158H144V159H147V161L146 160H143ZM200 159H202V156L200 157ZM200 159L198 160V163H197V165L199 166V165H202V169L204 168H206V166H205V164H208L207 162L205 163V161H207L206 160V158H204V161H200ZM235 159L237 160V161H235ZM242 159H244V160H250L251 159V161H257V163H253V162H251L250 163V166H247L246 167V164L243 162V161H241ZM80 160V159H79ZM82 158H81V160H80V162H82ZM137 160V161H136ZM142 161H145V162H142ZM151 161V162H150ZM235 161V164H233V162ZM155 162H156V164H155ZM201 162V163H200ZM203 162V163H202ZM237 162V163H236ZM241 162H243V164L241 163ZM150 164V165H149ZM234 166H233V165ZM213 165H216V166H214L215 168L217 167H219L220 166V164H219V166L217 165V163H215V164H213ZM213 165H211V166H213ZM72 166V165H71ZM150 166V167H151ZM158 166V165H157ZM149 167V168H150ZM151 167V168H152ZM239 167H241V169L239 168ZM243 167L244 168H246V169H244V170H242L243 169ZM259 167V168H258ZM261 167H263L262 168V171H261ZM75 167H70L69 168V172H72L71 174L69 173V172H67L66 174H67V176H65L67 179L70 177L71 178V180H73V182L71 183V185H73V191H75V193H74V198L72 197V200L74 201V199H75V203H73L72 202V207H73V211L71 210V212H72V215L74 214L75 216L76 215H80L81 217H85L86 218V216L87 217H89V216H92L91 215V213L92 212H94L95 213V211H92L91 212V210L92 209H94V210H96L97 212H98V214H99V212L100 211H98V210H102V209H107V210H113V209H117V208H120V207H118V205L119 206H121V208H126V210L127 209H129V208H131L130 206H132V209L136 212V211H138V213L140 214V210H141V207H139L138 206V201L139 200H137V199H139V197H147V195H148V193H149V191L151 192V190H150V188L149 187H153L152 185H154V188L156 189V186H155V181H153V179H155L154 177H153V179L151 180V179H146V181H143L144 182V184H143V182H138V184H140V183H142V186L140 185H137V182L135 183L134 182V188H133V185L131 184V187L132 188H129V185H130V183H129V180H127V179H123V180H121V182H119L120 181V179H117L118 180V183H117V185H116V182L117 181H115V186H118V187H114L115 189H117V191L115 190V192H113V190L112 191H109V189L107 190L106 188H107V186L105 187L103 184H105V183H103L102 181L101 182H96V181H100L101 180V178H100V174L98 175L97 173L98 172H96V174H94V172L92 173L91 172V168L89 169V168H86V169H79V171L80 172H78L77 173V169L75 168V170H72V169H74ZM238 168H239V172H238ZM254 168V169H253ZM87 169H89V170H87ZM146 169V168H145ZM156 169V168H155ZM257 169H259V170H257ZM84 170H87V172L88 173H86V171H84ZM235 170L238 172V174L240 175H238L237 174V172H235ZM246 170V171H245ZM247 170H248V172H247ZM249 170H251V171H249ZM81 171H82V173H81ZM90 171V172H89ZM74 172H75V176H74ZM244 172H247V174L245 173L244 174ZM256 172H257V174H256ZM76 173H77V175H76ZM85 173V174H84ZM252 173L254 174V175H252ZM79 174H81L82 176H81V179L82 180H79V178H80V176H79ZM87 174V175H86ZM243 174V175H242ZM261 174V175H260ZM71 175V176H70ZM85 175V176H84ZM92 175V176H91ZM257 175V176H256ZM77 176V177H76ZM85 178H84V177ZM243 176V177H242ZM247 176V177H246ZM64 177V178H65ZM79 177V178H78ZM94 177H96V178H94ZM239 177H241V178H239ZM255 179H254V178ZM258 177V178H257ZM262 177V178H261ZM69 178V179H70ZM75 178V179H74ZM78 178V179H77ZM99 178H100V180H99ZM150 178H152V177H150ZM239 178V179H238ZM243 178L244 179H246V180H244V182H242L243 181ZM91 179V180H90ZM96 179V180H95ZM238 179V180H237ZM258 179V180H257ZM261 179V180H260ZM77 181V182H80V183H82V185L81 184H77L75 181ZM88 180H90V181H88ZM235 180V181H234ZM241 180V181H240ZM59 181H60V178H59ZM63 181V182H62ZM66 181H70V180H66ZM65 180H62V178H61V183H60V185H64L65 184V182H66ZM83 181L85 182V183H83ZM92 181L93 182H95L94 184L92 183ZM150 183H148V182ZM256 181H257V183H256ZM68 182H66V183H68ZM154 182V183H153ZM241 182H242V184H241ZM260 183V187L258 186L257 187V185ZM146 183V184H145ZM78 185V187H76L77 185ZM83 184H85V185H83ZM87 184V185H86ZM96 184V185H95ZM122 184V185H121ZM150 186H149V185ZM152 184V185H151ZM240 184V185H239ZM253 184V185H252ZM257 184V185H256ZM136 185V186H135ZM148 185V188L146 187ZM255 185V186H254ZM82 186V187H81ZM128 186V187H127ZM140 187V189H142L141 191H140V189L138 190V189H135V187ZM185 193H184V196H182V198H184V200H185V198H188L189 197V189H190V186H191V183L190 182H187L186 184H185ZM237 186V187H236ZM240 186H242L241 188H243V186L245 187V190H246V192H247V194L244 196V194L243 193H241V194H239V191H238V189L237 188H240ZM253 186V187H252ZM101 188V190H100V188ZM127 187V188H126ZM142 187V188H141ZM251 187V188H250ZM258 189H257V188ZM104 188V189H103ZM129 188V189H128ZM77 189V190H76ZM107 191H106V190ZM131 189H135V191L134 190H131ZM153 189V188H152ZM154 189V190H155ZM235 189V190H234ZM251 189V190H250ZM256 189H257V191H256ZM119 190V191H118ZM124 190V191H123ZM137 190H138V193H139V195H138V193H137ZM243 189H241V191H242ZM254 190L257 192H255V195H254ZM103 191H106L107 192V195H105L104 193H102ZM134 191V192H133ZM142 193H140V192ZM236 191V192H235ZM249 191H250V193H249ZM101 192V193H100ZM112 192L114 193V195L116 196V194H117V196H119V198H118V201H117V196L114 198L115 199V202L113 201L114 199H112V197H113V194H112ZM124 192V193H123ZM251 192H252V194H251ZM110 193V194H109ZM133 193V194H132ZM147 193V194H146ZM111 194H112V196H111ZM129 194H131V195H129ZM146 194V195H145ZM250 194V195H249ZM257 194V195H256ZM76 195L78 196L77 198H78V201H77V199H76ZM135 195H136V197H135ZM129 196H130V199H129V201H127L128 200V198H129ZM239 196V197H238ZM244 196V197H243ZM254 196V197H253ZM262 196V197H261ZM132 197H134L133 199H131ZM143 197V198H144ZM232 197V198H233ZM125 198L127 199L126 201H125ZM239 198V199H238ZM234 199H233V201H234ZM80 200H81V202H80ZM83 200V201H82ZM137 200V201H136ZM77 201V202H76ZM135 201V202H134ZM78 202H80V207H79V203ZM128 202V203H127ZM129 202H130V204H129ZM134 202V203H133ZM77 203H78V205H77ZM83 203V204H82ZM133 203V204H132ZM75 204H76V206H75ZM125 204V205H124ZM140 204H141V200H140ZM139 204V205H140ZM74 205V206H73ZM128 205H129V208H127L128 207ZM83 206V207H82ZM71 207V208H72ZM74 207H75V210L76 211H74ZM78 207H79V209H81V212H79L78 211ZM77 208V209H76ZM83 208V209H82ZM136 209V210H135ZM139 209V210H138ZM114 212H115V214H116V220H114V225H117V224H124V225H126V215L125 214H121V213H118L117 212V210H113ZM74 212V213H73ZM77 214H76V213ZM91 212V213H90ZM97 212H96V214H97ZM88 214H90L89 216H88ZM73 215V216H74ZM94 215V214H93ZM137 215V214H136ZM74 216V217H75ZM78 216H76L75 217V219H78ZM73 217V218H74ZM80 218V217H79ZM180 221V220H179ZM252 221V222H251ZM254 221V222H253ZM246 224H245V223ZM243 222V224L241 225V224H239L240 222H238V223H236V224H233V226H232V228H231V230H229V239H230V241H228V247L230 248L231 247V249H233V247H234V250H237V249H242V248H246V249H250V251L253 253L255 250L256 251H260V249L262 250V248H263V246H264V244L261 246L260 244H262V242H261V240L263 241V243H264V223H263V221H255V220H246V221H244ZM247 222H249V223H247ZM241 223H242V221H241ZM252 223V224H251ZM256 223V224H255ZM263 223V224H262ZM76 224H77V222H76ZM259 224H261V225H263V226H261V225H259ZM235 225H237V226H235ZM250 225H252V226H250ZM256 226H258L257 228H256ZM249 228V229H248ZM255 228V229H254ZM261 228V229H260ZM237 230V231H236ZM251 230V231H250ZM257 230V231H256ZM262 230V231H261ZM233 231V232H232ZM213 232V231H212ZM212 232H210V230H208L207 232H206V234H205V239H208L209 241H210V237H212V235H214V232L212 233ZM257 232V233H256ZM263 232V233H262ZM210 234V235H208V234ZM254 233V234H253ZM249 234V235H248ZM235 235H236V237H235ZM129 237H133V234L132 233H129ZM186 239H188V240H185V239H179V240H177V242H176V245L174 246L173 245V243H171V247H170V249L172 250L173 249V251H171L170 253L171 254H173L174 256L176 255V254H179V255H181L183 258H184V261H185V263L186 264H202L204 261L203 260H205L206 259V255H204L203 253H205L204 251H205V249L203 250V248L200 246V244L201 243H199V242H193L192 243V241H191V239L187 236V238ZM242 239V240H241ZM237 240V241H236ZM232 241V242H231ZM236 241V242H235ZM250 241H251V243H250ZM229 242H231L232 243V245H231V243H229ZM183 243V244H182ZM199 243V244H198ZM40 245H38V248H34V249H32V250H34L33 251V253L31 252L30 254H27V253H25V255H24V253H22V256L23 257H25V259H23L24 260V263L25 264H32L33 263V261L35 262H38L39 260H38V257L37 256H35V255H38V254H40L41 253V256H39L40 258L39 259H41L42 260V257H43V255L45 254L44 253V251L42 250V248L44 249V247L42 246L43 244L40 242L39 243ZM223 244H221L220 246H218V247H221ZM45 246V245H44ZM172 246H174V247H172ZM179 247L178 249H177V247ZM183 246V247H182ZM45 247H47V245L45 246ZM169 247H168V249H169ZM181 247V248H180ZM198 247H200V248H202V250L200 249V248H198ZM223 247V246H222ZM197 248V249H196ZM52 249H53V257H54V259H55V262L57 263V264H63V261L65 262V263H67V261H68V259H67V256H66V253H64V248H62V250H61V248H60V245H53V247H52ZM177 249V250H176ZM199 249V250H198ZM211 249H213V248H211L210 247V251H211ZM258 249V250H257ZM37 250V251H36ZM184 251V253L182 252V251ZM8 251L10 252V251H12L11 253H8ZM14 251H17V250H14V248H12V250L11 249H6V250H3V254L4 255H7V256H9L10 258H15V255H12L13 254V252ZM61 251H63V253L61 252ZM175 251H178V252H175ZM181 251V252H180ZM197 251V252H196ZM200 251V252H199ZM255 251V252H256ZM202 252V253H201ZM6 253V254H5ZM36 253V254H35ZM38 253V254H37ZM42 253H43V255H42ZM176 253V254H175ZM180 253H183V254H185V255H183V254H180ZM201 255H200V254ZM2 254V255H3ZM63 254V255H62ZM195 254V255H194ZM1 255V256H2ZM17 255V254H16ZM34 255V256H33ZM204 255V256H203ZM28 256H30V257H28ZM44 256H48V255H44ZM62 256H64V258H66V259H62ZM201 256H202V260H200V258H201ZM131 257L132 258H136L135 256H132L131 255ZM180 257V256H179ZM182 257H180V259L182 260ZM196 257V258H195ZM198 257H200V258H198ZM9 258V259H10ZM37 258V259H36ZM176 258H177V255H176ZM204 258V259H203ZM28 259V260H27ZM35 259V260H34ZM30 260H31V262H30ZM38 260V261H37ZM2 261V260H1ZM0 261V264H7V263H4L5 261H3V263ZM28 261V262H27ZM183 261V262H184ZM35 262V263H36ZM198 262V263H197Z\"/></svg>","mask_w":264,"mask_h":264},{"label":"built area","instance_id":"3","mask_svg":"<svg viewBox=\"0 0 264 264\" xmlns=\"http://www.w3.org/2000/svg\"><path fill=\"white\" fill-rule=\"evenodd\" d=\"M128 253H129V255L131 256H135L136 258H141L140 256H142V252H140L139 250H137V249H129L128 250ZM120 254H118L117 256H119Z\"/></svg>","mask_w":264,"mask_h":264}]
</instances>
